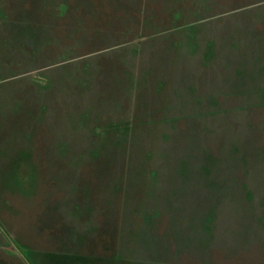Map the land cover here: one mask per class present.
<instances>
[{
  "label": "rangeland",
  "instance_id": "rangeland-1",
  "mask_svg": "<svg viewBox=\"0 0 264 264\" xmlns=\"http://www.w3.org/2000/svg\"><path fill=\"white\" fill-rule=\"evenodd\" d=\"M2 2L0 264H264V0Z\"/></svg>",
  "mask_w": 264,
  "mask_h": 264
},
{
  "label": "crops",
  "instance_id": "crops-1",
  "mask_svg": "<svg viewBox=\"0 0 264 264\" xmlns=\"http://www.w3.org/2000/svg\"><path fill=\"white\" fill-rule=\"evenodd\" d=\"M3 0H1V2H0V11H2V12H5V11H3V6L5 5V3H3L2 2ZM1 21V20H0ZM1 23H3L4 24V21H2ZM174 109H176V108H171V110L173 111ZM159 113H161L162 114V116L160 115L159 117H161V122H159V123H161V124H164V123H171L172 121L173 122H175V121H177L178 119H180L179 117H180V115H179V113H177L176 111L174 112H172L171 114H170V116H167V117H165V115L163 114V112L161 111V112H159ZM164 115V116H163ZM179 116V117H178ZM120 118V117H119ZM124 118V117H123ZM126 118V117H125ZM127 118H128V116H127ZM121 119V118H120ZM140 119V118H139ZM158 122V121H157ZM126 124H127V122H125ZM133 123V122H132ZM131 123V124H132ZM148 124H151V122H148ZM205 124L207 125V124H210L209 123V120H207L206 122H205ZM147 178H148V181H149V179H150V181H149V184H151L153 181L152 180H154L155 179V175H154V173H155V168L153 167V166H151V167H148V169H147ZM160 188V187H159ZM161 189V188H160ZM161 191H160V193H159V195H157L156 197H155V199H154V201L153 202H149L148 200H143L142 202H136V205H135V207H133V208H135V209H132V210H130L129 212H127V213H129V214H127L126 215V220H131V219H135L134 217H136V215H137V222L138 221H140V223L137 225V227H136V230H138L139 232H141V233H147L148 234V236H150V237H153V236H155V235H157L156 233H155V231H153L154 230V227L151 225V224H148V223H146L145 221L146 220H149V216H163V217H170L168 214H167V212L165 211V209H163V208H161ZM132 204H133V202H132ZM134 206V205H133ZM139 216L141 217V216H144V220L143 219H140L139 218ZM169 219V218H168ZM124 220H125V218L124 217H122V215H121V218H120V225H119V229H118V233H117V242H116V247L117 246H120V244L122 243V242H124L125 241V239H124V236H126V234L128 233V231H129V226H128V223H127V225H126V227H124ZM169 220H171V219H169ZM154 232V233H153ZM155 237H158V235L157 236H155Z\"/></svg>",
  "mask_w": 264,
  "mask_h": 264
}]
</instances>
